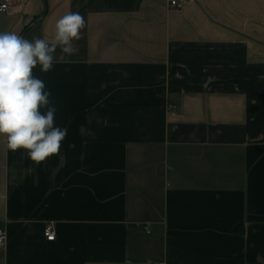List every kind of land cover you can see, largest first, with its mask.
I'll return each mask as SVG.
<instances>
[{
	"label": "crops",
	"instance_id": "0c3cea01",
	"mask_svg": "<svg viewBox=\"0 0 264 264\" xmlns=\"http://www.w3.org/2000/svg\"><path fill=\"white\" fill-rule=\"evenodd\" d=\"M171 1L0 12L28 39L69 11L86 23L75 55L33 69L59 154L36 164L0 137V264H264V0Z\"/></svg>",
	"mask_w": 264,
	"mask_h": 264
},
{
	"label": "clouds",
	"instance_id": "9594fccd",
	"mask_svg": "<svg viewBox=\"0 0 264 264\" xmlns=\"http://www.w3.org/2000/svg\"><path fill=\"white\" fill-rule=\"evenodd\" d=\"M85 26L79 12L69 11L56 21L51 41L0 31V137L8 150L23 149L36 164L59 154L67 128L55 124L57 108L50 99L52 93L33 69L39 65L41 72L51 71L57 49L63 57L75 55V42L81 39Z\"/></svg>",
	"mask_w": 264,
	"mask_h": 264
},
{
	"label": "built area",
	"instance_id": "2783aa9c",
	"mask_svg": "<svg viewBox=\"0 0 264 264\" xmlns=\"http://www.w3.org/2000/svg\"><path fill=\"white\" fill-rule=\"evenodd\" d=\"M172 5L180 6L176 0L171 1ZM22 4L19 0H2L0 2V12L11 13L17 8H21ZM174 108V106H173ZM44 235L48 241L56 239V232L53 223H48L44 229ZM8 243V232L4 227L0 226V248H6Z\"/></svg>",
	"mask_w": 264,
	"mask_h": 264
}]
</instances>
